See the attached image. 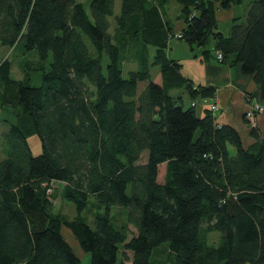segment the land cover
Masks as SVG:
<instances>
[{
	"label": "trees",
	"instance_id": "trees-1",
	"mask_svg": "<svg viewBox=\"0 0 264 264\" xmlns=\"http://www.w3.org/2000/svg\"><path fill=\"white\" fill-rule=\"evenodd\" d=\"M145 1H121L112 35L114 0H90L89 13L76 0H0V45L22 44L40 63L50 58L39 86L12 79V63L0 62V108L15 109L19 121L0 133V264H80L63 229L90 264H116L119 253L130 264H264V138L250 126L254 142L245 146L210 109L197 115L195 99L214 89L192 84L167 57L163 36L173 37L171 30ZM176 1L185 23L178 39L201 48L203 61L219 51V63L239 64L264 101V0H251L227 35L217 29L213 0ZM241 2L219 0V7ZM132 57L140 69L124 78ZM181 90L188 107L171 94ZM25 121L40 141L37 155ZM52 183L61 186L54 192ZM57 196L74 204L77 217L54 212ZM92 202L90 227L81 213ZM113 207L127 210L125 225L111 222ZM128 225L135 228L130 237ZM212 233L219 235L214 246ZM164 243L166 255H157Z\"/></svg>",
	"mask_w": 264,
	"mask_h": 264
},
{
	"label": "crops",
	"instance_id": "crops-1",
	"mask_svg": "<svg viewBox=\"0 0 264 264\" xmlns=\"http://www.w3.org/2000/svg\"><path fill=\"white\" fill-rule=\"evenodd\" d=\"M213 1L216 8L215 17L217 21V29L222 33L219 26L220 21H228L231 28L233 19L239 17V15H236L232 10L234 9L233 6L228 10H223L219 7V0ZM156 2V0H152L151 5L146 6V8L149 9L152 6H156L161 25L165 30H171L173 37L162 33L164 35L163 39L166 43L167 57L181 64L182 75L192 82V84L199 87L214 89V95L212 97L206 99L198 97L199 99H195V108L197 106L202 108L199 116H203L204 109H209L212 102L211 99L214 98L217 106V110L213 114L215 123L218 125L227 124L233 127L240 134L244 145H251L254 140L249 136L250 126L246 121L244 114L247 111L249 104L252 102H260L264 105V101H261L256 94L257 88L252 76L243 75L239 64H231L230 62L221 64L213 58L208 61H203L201 48L190 47L176 37L185 27V23L180 16L181 6L177 10L176 20H172L168 16L165 6H157ZM249 5L250 0L247 9L249 8ZM245 14L246 12L240 18H243ZM114 31L115 30L113 29L111 32L110 27L109 32L112 35L114 34ZM151 48L154 53L153 47H148L147 51L150 52ZM128 52L129 51L126 52V56L129 54ZM141 53L138 52V54ZM133 60H135V58L132 57L131 61ZM186 62L191 64L194 70L185 71ZM134 65L135 64L133 63V66ZM153 81L157 84H161L159 71L156 73V77ZM171 94L173 96L181 95L183 101L182 92L173 91ZM256 127L258 128L261 136L264 138V112L257 116Z\"/></svg>",
	"mask_w": 264,
	"mask_h": 264
},
{
	"label": "rangeland",
	"instance_id": "rangeland-1",
	"mask_svg": "<svg viewBox=\"0 0 264 264\" xmlns=\"http://www.w3.org/2000/svg\"><path fill=\"white\" fill-rule=\"evenodd\" d=\"M79 2H83L86 8L87 13H89V1L90 0H76ZM121 1L122 0H114V6H113V13L114 15L110 18H108L109 24L111 26V32L116 26H119L116 17L121 15ZM158 1V0H156ZM251 1V0H250ZM152 0H147L145 1L144 6L151 5ZM249 0H243V2L240 5H234L232 9L236 15H239V17H242V15L246 12L247 7H248ZM167 4V5H166ZM166 8V11L168 13V16L172 20H176V15H177V10L180 8V4L176 0H170L168 3L163 4ZM244 21V17L240 19V22ZM220 29L224 35H227L229 33L230 25L228 21H220L219 23ZM85 43L89 49V53L92 55L95 54V50L88 41L86 37H84ZM131 53L135 54L133 52V47H131ZM152 48L150 49V52H148V55H146V59L148 60V63L151 64L152 59H153V52ZM126 58H130L129 56H126ZM4 59H8L12 63L11 67V73L10 77L14 80H20V81H25L28 85L30 86H39L42 84V70L40 67H43L45 70L48 69L49 67V62L50 58L44 62L40 63L36 57V54L34 51H25L22 44L16 46L15 49L9 50L3 46L0 45V62ZM105 61L103 62V65L105 66ZM138 63V62H135ZM22 65L23 66V71H22ZM132 65V66H131ZM38 68V69H35ZM40 68V69H39ZM35 69V70H34ZM140 69L137 65L133 66L132 61L126 60L125 65L123 66V77L127 78L128 77V72L130 70H138ZM192 71L194 70L193 66L189 63H185V71ZM159 71L158 67L156 66H149V72L151 74L152 79L156 77V73ZM144 88V84L140 83L139 84V91ZM183 94V105L184 107H188L191 103V98L188 96L187 92L184 90L180 91ZM199 99V98H198ZM259 103V102H258ZM262 104V103H261ZM195 111L197 115L199 116V113L202 111V108L200 106H197L195 108ZM247 121V120H246ZM19 125V121L16 117V110L11 109V108H0V133L5 132L8 130L9 125ZM249 124V123H248ZM250 126V125H249ZM32 129V123L29 122H24L23 125V130H25V134L27 137V142L30 147L31 153L33 155H37L41 152V144L38 139V137L31 132ZM147 157V152L143 153V156L141 158V162L143 163L146 160ZM164 172H165V165H160L159 166V175H158V181L162 182L164 178ZM52 190L55 192L57 189L60 188V184L58 183H52ZM52 192V191H51ZM53 202V208L54 212H58L61 215L65 216L69 220L74 219L77 217V212L75 210V206L73 203L64 201L60 198V196H57L55 199L52 200ZM90 207L83 211L81 213V217H83L86 221V223L90 226L93 227V220H94V214L96 213V209L94 207L93 202L91 203ZM102 212V211H101ZM103 213V212H102ZM126 213L127 210L125 208H119V207H113L111 209V222L116 226L120 227L126 224ZM128 230H129V237L131 234L135 233V228L132 227L131 225H128ZM63 235L65 239L72 245L73 249L77 252L80 257V264H90V257L88 253H83L80 248L78 247L75 239L73 236L70 234V232L66 229H63ZM219 239V235L216 233H212L208 236V243L210 245H216L217 241ZM167 244L164 243L159 247V251L157 255L160 256H165L166 255V248ZM127 255L130 256V253H126ZM122 257L119 253L118 259L116 264H130L128 260L126 261H121ZM121 261V263H120Z\"/></svg>",
	"mask_w": 264,
	"mask_h": 264
},
{
	"label": "built area",
	"instance_id": "built-area-1",
	"mask_svg": "<svg viewBox=\"0 0 264 264\" xmlns=\"http://www.w3.org/2000/svg\"><path fill=\"white\" fill-rule=\"evenodd\" d=\"M178 36V35H177ZM176 36V37H177ZM178 38V37H177ZM215 58L218 62L222 60V54L219 51H216L214 53ZM211 105L209 107L212 115L216 112L217 106L216 101L214 98L211 99ZM264 112V105L260 102H252L249 104L247 111L244 114L245 119L249 123L251 127L256 126V118L258 115L262 114Z\"/></svg>",
	"mask_w": 264,
	"mask_h": 264
}]
</instances>
